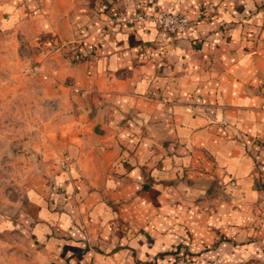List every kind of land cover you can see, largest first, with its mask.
<instances>
[{"label": "crops", "instance_id": "1", "mask_svg": "<svg viewBox=\"0 0 264 264\" xmlns=\"http://www.w3.org/2000/svg\"><path fill=\"white\" fill-rule=\"evenodd\" d=\"M157 10L190 22L117 18ZM0 30L74 107L34 188L52 261L264 264V0H0Z\"/></svg>", "mask_w": 264, "mask_h": 264}, {"label": "rangeland", "instance_id": "2", "mask_svg": "<svg viewBox=\"0 0 264 264\" xmlns=\"http://www.w3.org/2000/svg\"><path fill=\"white\" fill-rule=\"evenodd\" d=\"M40 50L0 30V264L58 258L49 238L36 234L41 199L34 188L46 192L55 172L68 169L61 143L74 107L45 89Z\"/></svg>", "mask_w": 264, "mask_h": 264}, {"label": "built area", "instance_id": "3", "mask_svg": "<svg viewBox=\"0 0 264 264\" xmlns=\"http://www.w3.org/2000/svg\"><path fill=\"white\" fill-rule=\"evenodd\" d=\"M206 9H201L199 15L205 13ZM119 21H134V20H151L157 26H159L166 33H175L183 28H185L190 19L186 14L181 12H172L168 10H157L153 14L147 15L142 12H135L132 15H118ZM146 56V55H145Z\"/></svg>", "mask_w": 264, "mask_h": 264}, {"label": "water", "instance_id": "4", "mask_svg": "<svg viewBox=\"0 0 264 264\" xmlns=\"http://www.w3.org/2000/svg\"><path fill=\"white\" fill-rule=\"evenodd\" d=\"M44 264H59V263H56V262H47V263H44Z\"/></svg>", "mask_w": 264, "mask_h": 264}]
</instances>
